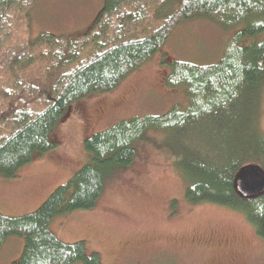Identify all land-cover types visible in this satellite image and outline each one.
Listing matches in <instances>:
<instances>
[{"label":"trees","instance_id":"16d2710c","mask_svg":"<svg viewBox=\"0 0 264 264\" xmlns=\"http://www.w3.org/2000/svg\"><path fill=\"white\" fill-rule=\"evenodd\" d=\"M34 0H0V175L54 148L53 128L79 101L115 89L158 51L175 26L206 17L232 27L218 60L178 58L164 84L181 86L185 104L161 113L121 118L83 139L88 157L31 212L0 213V247L23 239L11 264H102L83 240L64 242L50 230L57 215L95 204L105 182L129 165L134 142L148 127L185 134L174 159L191 203L211 202L244 214L264 241V189L242 195L235 179L243 167L264 173V133L259 126L264 84V0H102L85 26L72 32L41 28L32 37ZM73 27H70L72 29ZM182 92V91H181Z\"/></svg>","mask_w":264,"mask_h":264},{"label":"rangeland","instance_id":"374dc122","mask_svg":"<svg viewBox=\"0 0 264 264\" xmlns=\"http://www.w3.org/2000/svg\"><path fill=\"white\" fill-rule=\"evenodd\" d=\"M101 1L34 0L32 37L41 28L72 32L85 26ZM231 33L232 27L223 29L206 17L178 23L164 45L115 89L75 105L50 133L57 141L54 148L34 154L14 176L0 175V213L33 211L87 160L83 139L91 132L121 118L185 104L181 86L164 84L167 67L162 53L168 61L214 62ZM258 100L264 133V84ZM185 138L171 130L146 128L134 142L131 163L107 179L95 204L53 217L50 230L64 242L83 240L86 251L97 252L102 264H264V241L243 213L186 199L187 182L174 162ZM22 245V238L7 237L0 247V264L16 260Z\"/></svg>","mask_w":264,"mask_h":264},{"label":"water","instance_id":"95a60500","mask_svg":"<svg viewBox=\"0 0 264 264\" xmlns=\"http://www.w3.org/2000/svg\"><path fill=\"white\" fill-rule=\"evenodd\" d=\"M235 186L244 196L254 195L264 189V173L255 165H247L238 172Z\"/></svg>","mask_w":264,"mask_h":264}]
</instances>
